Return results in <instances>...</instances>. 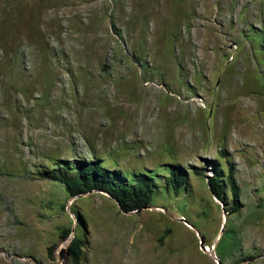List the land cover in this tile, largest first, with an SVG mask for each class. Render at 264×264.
<instances>
[{
  "label": "rangeland",
  "instance_id": "obj_1",
  "mask_svg": "<svg viewBox=\"0 0 264 264\" xmlns=\"http://www.w3.org/2000/svg\"><path fill=\"white\" fill-rule=\"evenodd\" d=\"M81 160L152 176L150 208L69 197L40 175ZM216 161L237 213L225 182V203L210 189ZM263 255L264 0H0V264Z\"/></svg>",
  "mask_w": 264,
  "mask_h": 264
},
{
  "label": "trees",
  "instance_id": "obj_2",
  "mask_svg": "<svg viewBox=\"0 0 264 264\" xmlns=\"http://www.w3.org/2000/svg\"><path fill=\"white\" fill-rule=\"evenodd\" d=\"M223 157L227 156L225 151H221ZM214 164V174L209 178V186L217 199L225 203L226 186L233 194L232 204L229 213H237L243 205L239 202L238 188L235 184L234 174L231 170L228 178L220 179L218 166L219 162ZM184 171L179 166L171 171L169 185L175 193H178L185 184ZM199 175H203L198 172ZM43 179L60 183L69 197H78L94 191L107 193L114 199L119 208L125 213H132L138 210L150 207L155 193V187L152 176L140 173L129 180L119 177L115 171L102 166L100 160L96 161H77L65 167L57 166L51 170L44 171L41 174ZM226 183L225 186L222 183ZM68 233H64L62 238L66 239ZM83 240L75 237L70 245V255L75 263H79L82 258Z\"/></svg>",
  "mask_w": 264,
  "mask_h": 264
},
{
  "label": "water",
  "instance_id": "obj_3",
  "mask_svg": "<svg viewBox=\"0 0 264 264\" xmlns=\"http://www.w3.org/2000/svg\"><path fill=\"white\" fill-rule=\"evenodd\" d=\"M150 208L149 206L148 207H145L144 209H141V210H138L136 211V213H139L141 212L142 210H145V209H148ZM264 256V255H263ZM60 260L64 261L66 260L68 257H69V250L68 249H63L60 253Z\"/></svg>",
  "mask_w": 264,
  "mask_h": 264
}]
</instances>
